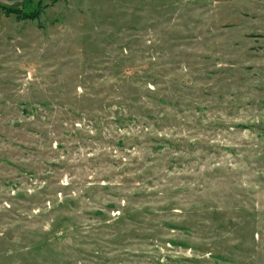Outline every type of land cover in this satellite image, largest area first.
Returning <instances> with one entry per match:
<instances>
[{"label": "rangeland", "instance_id": "1", "mask_svg": "<svg viewBox=\"0 0 264 264\" xmlns=\"http://www.w3.org/2000/svg\"><path fill=\"white\" fill-rule=\"evenodd\" d=\"M44 5L0 8V264H264V0Z\"/></svg>", "mask_w": 264, "mask_h": 264}, {"label": "trees", "instance_id": "2", "mask_svg": "<svg viewBox=\"0 0 264 264\" xmlns=\"http://www.w3.org/2000/svg\"><path fill=\"white\" fill-rule=\"evenodd\" d=\"M56 2L57 0H53ZM44 0H25L20 6H6L0 4V8L10 11L19 20H38L44 11Z\"/></svg>", "mask_w": 264, "mask_h": 264}, {"label": "water", "instance_id": "3", "mask_svg": "<svg viewBox=\"0 0 264 264\" xmlns=\"http://www.w3.org/2000/svg\"><path fill=\"white\" fill-rule=\"evenodd\" d=\"M24 0H0V4L6 5V6H12L16 3H21Z\"/></svg>", "mask_w": 264, "mask_h": 264}]
</instances>
